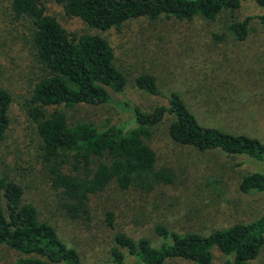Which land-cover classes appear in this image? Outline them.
Returning <instances> with one entry per match:
<instances>
[{
  "label": "trees",
  "instance_id": "1",
  "mask_svg": "<svg viewBox=\"0 0 264 264\" xmlns=\"http://www.w3.org/2000/svg\"><path fill=\"white\" fill-rule=\"evenodd\" d=\"M66 17L79 20L85 29L68 31L47 14L39 0H8L11 14L29 26L28 40L40 74L25 102V115L34 126V150L56 205L69 219L87 221L89 197L110 183L119 189L148 193L170 184L173 173L156 165L154 150L145 141L151 128L168 117L166 133L175 143L198 151H218L225 156L244 155L264 161V144L255 136L233 133L201 123L188 108L178 90L170 89L164 103L141 109L124 104L133 126L127 121L96 127L92 122L70 119L66 113L76 105L107 103L110 92H122L124 72L116 66L108 40L101 34L118 30L128 19L144 17L190 20L195 16L214 19L232 12L241 0H51ZM261 11L240 19L232 18L226 31L243 40L249 22L255 18L264 31V0H251ZM218 40V35H213ZM133 85L153 96H162L156 79L148 73L132 78ZM9 92L0 87V142L9 123ZM242 193L264 191V171L243 174L238 182ZM111 225L112 215L105 212ZM152 230L158 242L145 237L133 240L120 231L112 235L111 264H213V250L223 255L221 264H250L264 244V212L207 233L177 232L156 223ZM0 246L14 254L13 264H79L76 250L66 245L54 227L37 217L33 204L22 198V189L0 177ZM126 252L132 259L125 262Z\"/></svg>",
  "mask_w": 264,
  "mask_h": 264
},
{
  "label": "rangeland",
  "instance_id": "2",
  "mask_svg": "<svg viewBox=\"0 0 264 264\" xmlns=\"http://www.w3.org/2000/svg\"><path fill=\"white\" fill-rule=\"evenodd\" d=\"M47 14L53 15L68 31L85 29L73 17H66L51 0H39ZM261 9L251 0H241L232 12L214 19L195 16L190 20L144 17L126 20L118 30L101 31L114 54V62L126 76L120 93L110 92V100L99 105H76L67 109L70 119L92 122L96 127L120 124L133 126L124 104L141 109L164 103V95L178 90L188 108L201 123L233 133L251 134L264 144V31L255 18L249 22L247 36L237 41L226 31L232 19L255 15ZM28 24L14 17L8 0H0V87L11 97L9 123L0 142V177L12 180L22 189V198L33 204L37 217L51 224L58 237L73 247L79 264H111L112 235L120 231L136 240L147 238L156 245L152 227L156 223L170 230L198 231L223 228L245 222L264 212V191L242 193L241 176L264 171V161L244 155L227 157L218 151H198L173 142L166 133L168 117L151 128L145 141L154 150L156 165L173 173L170 184L148 193L121 190L110 183L89 197L87 221L69 219L56 205L34 150V126L24 112L25 102L40 74L28 40ZM213 35H218L216 40ZM151 74L162 96L136 88L133 76ZM105 212L112 215L111 225ZM125 262L132 259L125 251ZM15 254L0 246V264H13ZM223 255L213 250V264ZM177 264H184L178 261ZM250 264H264V244Z\"/></svg>",
  "mask_w": 264,
  "mask_h": 264
}]
</instances>
